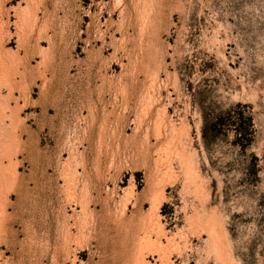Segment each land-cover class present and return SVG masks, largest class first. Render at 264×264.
Wrapping results in <instances>:
<instances>
[{"label": "rangeland", "instance_id": "374dc122", "mask_svg": "<svg viewBox=\"0 0 264 264\" xmlns=\"http://www.w3.org/2000/svg\"><path fill=\"white\" fill-rule=\"evenodd\" d=\"M0 264H264V0H0Z\"/></svg>", "mask_w": 264, "mask_h": 264}, {"label": "trees", "instance_id": "16d2710c", "mask_svg": "<svg viewBox=\"0 0 264 264\" xmlns=\"http://www.w3.org/2000/svg\"><path fill=\"white\" fill-rule=\"evenodd\" d=\"M224 125L225 124L223 117H218L216 118V120L211 121L209 124H206L205 120L202 125V136L207 139V134L211 133L212 137H214L221 130V128H223Z\"/></svg>", "mask_w": 264, "mask_h": 264}]
</instances>
